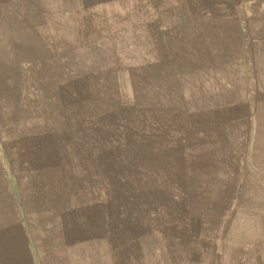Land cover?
I'll use <instances>...</instances> for the list:
<instances>
[{
    "label": "rangeland",
    "instance_id": "374dc122",
    "mask_svg": "<svg viewBox=\"0 0 264 264\" xmlns=\"http://www.w3.org/2000/svg\"><path fill=\"white\" fill-rule=\"evenodd\" d=\"M263 152L264 0H0V264H264Z\"/></svg>",
    "mask_w": 264,
    "mask_h": 264
},
{
    "label": "bare ground",
    "instance_id": "6f19581e",
    "mask_svg": "<svg viewBox=\"0 0 264 264\" xmlns=\"http://www.w3.org/2000/svg\"><path fill=\"white\" fill-rule=\"evenodd\" d=\"M264 153V152H263ZM260 157V156H259Z\"/></svg>",
    "mask_w": 264,
    "mask_h": 264
}]
</instances>
